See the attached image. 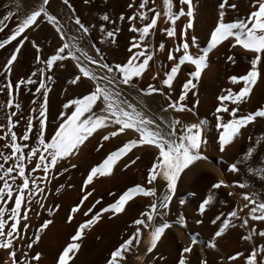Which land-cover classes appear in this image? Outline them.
Listing matches in <instances>:
<instances>
[{
	"label": "snow or ice",
	"instance_id": "obj_1",
	"mask_svg": "<svg viewBox=\"0 0 264 264\" xmlns=\"http://www.w3.org/2000/svg\"><path fill=\"white\" fill-rule=\"evenodd\" d=\"M83 2L88 4L89 0H83ZM63 4L69 8L72 7L69 0H63ZM162 4V13L157 8L149 6V0H138L136 5L133 3L127 5L129 9L135 10L126 17L121 14L119 19L121 21L127 20L129 23L128 31L136 35L131 38L126 60L116 63L114 68L98 58L100 49L95 45L90 46L95 49L94 55H89L88 51L78 46L76 37L66 38L60 20L48 10L50 0H39L27 11H22L18 4L15 13L8 12L0 19V32L5 31L7 28L6 21L11 20L14 15L18 19V22L10 29L5 38L0 39V49L16 41L10 57L0 66L5 76L11 73L14 62L18 59V53L29 39L27 31L38 25L41 19L51 25L60 41L53 54L47 56L43 61L40 59V49L37 43L32 41L31 46L37 53L35 58L44 66L39 67L26 79H21L14 85L6 83L0 86V91L5 92L7 106L15 107L17 110L21 106L19 103L14 104L13 88L31 85L35 87V93L41 96V98L33 101V104L38 105V107L30 110L22 134L18 135L14 131L19 123V121L15 123L13 121L17 115L16 112H12L7 117L6 124H0V129H4L3 135H0V140L10 138L8 143L3 144L4 149L10 150L9 154L0 151V161H2L0 162V249L8 251L10 257L14 256V251H12L15 247L14 242L18 238L23 239L20 229L27 230L29 228L30 210L35 215H40L39 212L35 211L33 205L35 204L41 209L46 207L42 202L45 198L42 194L49 182L48 177L50 174L59 175V172H53V170L70 156L76 155V150L79 149L80 145L97 130L103 133L101 135L103 141L115 138L118 134L126 135L131 131L133 133L132 138L126 139L121 146L109 152L101 163L93 166L87 172L82 180V195L79 202L69 210L66 217L67 222H71L74 214L82 211L81 206L92 195L86 189L93 181L94 176L109 174L113 165L121 157L138 146L153 150V159L146 171L147 186L136 184L128 187L112 203L100 208L93 214V209L100 203V200H96L91 207L83 211L85 217L92 214L91 217L78 224L74 234L69 237V241L58 252L55 259V264H72L73 258L81 247L80 241L83 239L85 230L90 229L100 219L102 213L110 212L113 216L121 213L125 204L137 195L154 198L151 199L148 210L142 211L139 218L133 219L134 231L111 250L106 260V264H126L125 253L130 250L133 244L141 242L142 229L149 228V222H153L156 215L163 217L169 210L181 173L193 161L206 158L202 155V145L207 144V141L202 137L203 121L182 124L179 119H169L167 113L171 110L175 116L176 113L193 111L198 101L194 102L192 107H188L183 102L189 93L194 97L196 96L197 82L200 80L202 72L208 67L209 53L222 43L228 42L231 48L238 46L251 58L249 68L244 74L228 76V81L231 85L237 86L238 91H233L229 87L222 89V94L216 96L218 104L215 106L214 124L220 130L217 141L218 150L221 153L225 152L241 135L242 128L249 126L256 118H264V106L247 114H238V106L249 98L258 79L264 77V0H250V9L246 15L231 22H225L226 11L236 9L237 5L230 3L229 0H219V11L210 28L208 46L198 49V54L190 52V48H197V38L187 35V29L194 27L192 0H178V3L176 0H162ZM183 6H186V10ZM161 15L169 26L161 28L160 31L166 33L169 38L179 40L180 43L178 46L167 50V59L172 64L170 70L160 80V84L164 86L165 90L171 89L173 80L182 65H190L193 70L187 73L188 78L183 82L178 97L168 99L166 101L167 106L160 110L161 115L153 117L147 114L142 99L130 102L123 98V89L120 86L135 89L134 78H140L149 66V61L152 60L154 53L150 50L146 37H149L151 32L158 27V18ZM180 17H185L187 22L178 32L175 24ZM137 19H139L140 25L135 23ZM100 20L112 23L107 14L100 16ZM75 24L79 26V30L83 34L88 33V27L79 18L75 20ZM99 31L102 43L109 42V39L115 35L113 31H107L103 23L100 24ZM119 31V28L115 29V32ZM159 49H165L163 42L159 44ZM226 59L235 63L232 55H228ZM66 60H71L77 70L69 83L77 85L78 82L86 80L90 82V88L86 94L75 99H69L62 105L64 110L59 115L63 119L53 133L46 135V98L49 92L48 82L52 80V76L46 75V73L53 70L54 67L63 68V62ZM57 62L60 63L57 64ZM114 69L116 75H112ZM34 76H37L38 79H33ZM152 79L155 80L156 76L153 75ZM142 92L148 97L158 92L161 96L165 95L164 91L152 84H148L146 89H138L137 95ZM230 104L233 106L229 107ZM37 112L38 116L36 115ZM222 114H226L228 118L225 119ZM34 128H36L35 133H33ZM257 143L261 149H264V140ZM242 151L243 157L241 159L226 166L230 173L237 174V178L242 171L241 165L249 158H255L252 146H248ZM133 162L130 161V163ZM128 166V163L124 164L125 168ZM70 167L75 168L76 165L71 164ZM67 170V168L63 169L64 172ZM247 171L253 175L256 174L253 168H248ZM37 172L42 173V175H35ZM260 174L262 181H264V169L260 170ZM158 178L163 182L162 187L164 189L159 196H157V188L152 186ZM230 186L232 185L226 183L224 179H217L216 182L212 183L211 188L220 189ZM235 186L241 190L244 203L242 207H232L226 215L220 213L211 221L212 224L217 225V230L212 239L214 241L228 229L235 228L236 225L232 223V220L235 219L239 221L240 228L247 230V234H242L241 239L245 242H252V247L246 254L237 251L229 255L227 260L231 264H236L237 258L240 259L241 264H264V244L257 246L254 242V237L264 241V192L258 193L249 190L250 185L245 182H239ZM261 186L264 188V183ZM63 187L64 185H60L56 191L59 192ZM38 194H41L39 198H37ZM227 195L233 196L234 193L229 192ZM212 200L211 194L204 198L198 205V211L203 214ZM180 203L183 204L184 202L180 201ZM59 207L58 204L54 208L49 207L48 215L51 216ZM179 222L183 223L182 216L179 218ZM257 223L261 225L259 229ZM49 224H51V220L48 219L40 224L33 234L34 239L27 245L29 249L39 241L40 232ZM168 227L167 222L152 227L145 255L153 253L157 241ZM195 243L196 241L193 239L191 244L180 251L177 264H191L187 254L192 251ZM208 246L214 248L215 244L210 243ZM40 256L41 253L36 252L24 264H31L32 261L39 264ZM161 259L163 258L161 257ZM12 264H16L15 259H13ZM144 264H149V261H144ZM199 264H207V261L201 259Z\"/></svg>",
	"mask_w": 264,
	"mask_h": 264
},
{
	"label": "bare ground",
	"instance_id": "obj_2",
	"mask_svg": "<svg viewBox=\"0 0 264 264\" xmlns=\"http://www.w3.org/2000/svg\"><path fill=\"white\" fill-rule=\"evenodd\" d=\"M127 1L128 0L102 1L103 6L101 9L109 12L113 18L112 23L114 22L113 24H106L105 28L107 31H113L115 33L114 37L110 38L109 42L106 44L111 60L116 63L126 60L128 55V45H130L131 42L129 39L133 35H136L129 32L124 26L126 20L121 21L119 19L121 14L126 16V9L124 6ZM38 2L39 0H0V19H2L8 12L15 13L18 4L21 6L22 11H27ZM176 2L178 3V0H176ZM218 2L219 0H192L194 10V27L187 29V35L189 37L195 36L197 38V48H190V52L193 54H198V49L206 48L208 46L210 28L212 27L214 18L217 17L219 11ZM229 2L236 4L237 8L228 9L226 11L225 22H231L238 18H243L250 9V0H229ZM69 3L72 6L71 8L64 5L63 0H50V7L48 10L50 13L56 15L60 20L66 33V38L72 36L76 37L78 46L83 48L85 51H88L89 55H94L95 49L90 47L93 43L91 42V38L92 35H94L93 26L95 21L93 0H89L88 4H85L83 0H69ZM132 3L136 5L138 0H133ZM154 7L162 13V0H155ZM183 7H185L186 10V6ZM134 10L135 9H132V11ZM77 18H79L81 22L88 27L89 31L86 35L83 34L79 30V26L75 24V20ZM17 22L18 19L16 15H14L11 20L6 21L7 28L4 32H0V39L5 38L6 34L15 26ZM186 22L187 20L185 17H180L175 24L176 30L179 32V30L184 27ZM135 23L140 25L139 19H137ZM113 25L115 26L113 27ZM168 26V22L161 15V17L158 18V27L151 32L149 37H146V40L150 45V50L153 51L154 55L152 60L149 61V66L145 69L144 73H142V76L140 78H134L135 89L129 88L128 86H120L123 89V98L128 99L130 102L142 99V102L147 109V114L153 117L161 115L160 110L161 108L167 106L166 101L168 99H176L178 97L183 82L188 78L187 73L190 70H193L190 65H182L173 80L171 89L165 90L164 86L160 84V80L164 77L165 73L170 70L172 64V62L167 59V50L178 46L180 43L179 40L169 38L166 33L160 31L161 28H166ZM116 27L120 29L119 32H115ZM27 35L29 37V41H35L37 46H40L41 61L46 59L47 56L53 54L55 48L58 47L60 43L55 30L43 19L40 20L38 25L28 31ZM161 42L165 44L164 50L159 49V44ZM15 43L16 41H13L10 45L0 49V59H4L6 61V59L10 57V53L13 50ZM30 46L27 44L22 46V50L18 53L17 60H19V62L16 66H14V70L22 73L27 69L34 71L35 67L44 66L39 61H36V50H33L34 48L31 49ZM228 55H232L234 57L235 63H231L226 59ZM250 58L251 56L246 54L238 46L236 48H231L228 42H224L217 46V48L213 49L209 53L208 67L202 72L201 78L197 82V88L195 90L196 96L194 97L189 93L186 100L183 102L188 107H192V104L198 101V103H196V107L192 112L185 111L176 113L175 116L171 110L167 113L169 119H179L182 124L198 123L203 121L202 137L207 141V144L202 145V155L206 158L193 161V163L181 173L179 178L181 183L180 185L178 184L179 188L177 189L182 191L181 193L184 194L188 193L185 191L187 186L188 189L190 186L191 189H189V191L191 190L192 192H190V196H187L189 194L188 193L185 197H181V199L179 198V200L173 198L167 213L163 217L156 215L154 221L149 222L150 227L142 229L141 241L144 239L148 245L152 227L158 226L162 222H167L169 224V227L165 229L164 233H162L160 241H157L158 243L156 247L158 250H156L157 253H159V256L158 254H155L159 258H155L156 256L154 257L153 255L154 261L151 264H175L178 260L177 254L179 255V249H183L191 244L193 239H195L196 243L193 245L192 251L187 254L191 264H199V260L201 259L206 260L207 264H231V262L227 260L229 255H232L237 251H241L246 254L247 251L251 250L252 242H245L241 239V235H246L247 230L240 228L239 221L233 219L232 223L235 224L236 227L228 229L221 237L216 238L214 241L212 237L214 232L217 230V225L211 223V221L220 213H224L226 215L232 207H242L244 202L242 200L241 190L235 186L237 183L245 182L250 185L249 190H254L258 193L264 192V188L261 186L264 181H262L260 174V170L264 168L263 166H259L255 163V158H249L248 161L241 165L242 171L239 178H237V174L230 173L226 167L228 164L235 163L243 157V149H246L248 146L254 147L253 141L255 132L253 124L258 118L250 123L249 126L242 128L241 135H239L233 145L227 148V150L223 153H221L217 147L218 132L220 130L217 129L214 124V117L216 115L215 106L218 104L216 96L222 94V89L229 87H231L233 91H238L237 86L230 84L228 76L244 74L249 68ZM58 63L60 62H57V64ZM63 63V68L54 67L53 70L46 73V75H52L47 101L52 102L56 96L59 104L57 118L55 120L49 119L54 121V123L63 119L60 117L59 113L64 110L62 105L66 103L65 99H75L79 97L80 93H87L90 88V82L86 80L78 82L77 85L70 84L69 81L73 78V75L77 70L71 60H66ZM112 75H116V72H113ZM153 75L156 76L155 80L152 79ZM148 84H152L153 86L160 88L161 91L165 92V95L161 96L159 92L153 94L151 97L144 95L143 92L140 95H137V90L146 89ZM31 87L34 89L31 85L26 88L29 90ZM232 106L233 105L231 104L229 105V107ZM261 106H264V77L258 79L257 84L253 87L249 98L238 106V114H247ZM37 107L38 105L35 104V108ZM49 108H52V106L49 105ZM36 115L38 116V112ZM222 115H224L225 119L228 118L226 114ZM47 124L48 122L46 121V125ZM14 131H16L18 135L21 134V128H16ZM35 131L36 128L33 129V133H35ZM48 131L49 129L46 128V135ZM102 134L103 133H101L100 130H97V132L89 137L87 144H84L82 149H80V153L82 154L77 156L78 159L77 162H75V169L72 168L74 170H68V172L63 171L61 178L58 179L59 186L64 185V187L60 189L57 198L58 201L61 202L60 209L58 211L56 210L57 216L54 217L55 213L51 215V217L53 216L56 218V225L53 222L54 220H52L55 227H64L63 222L61 224L62 216H65L66 213L64 211H67L71 199L78 194L79 182L87 170L90 169L91 166H97V164H99L98 161L101 163L109 152L121 146L126 139L133 137V133L129 131L126 135L118 134L117 137L110 138L106 142L101 141L100 144H98L99 142H96V139H98ZM9 139L10 138H6L7 143ZM114 147L115 149H112ZM1 149V151H4L6 154L4 148L1 147ZM133 155H136L134 162L132 164H128L135 166L145 163L146 165V163L150 160L152 161L153 159V150L143 146H138L135 149L130 150L124 157H121L116 164L113 165L112 171L109 174H97L94 176L93 181L90 183V185L92 184L93 186V189L90 187L92 189L90 190L92 195L88 198V200L98 198V200H100V203L97 206L98 209L102 208L101 206L103 203H107L108 200H112L114 198L116 199V197H118L119 194H121L127 187V183L131 180L128 176L131 166L125 168L124 162ZM130 161H133V159ZM65 164H67V159L59 165V168L63 167L64 169ZM248 168H253L256 174L253 175V173H249L247 171ZM217 179H224L226 183H229L232 186L228 188L221 187L220 189H212L211 185L216 182ZM162 184L163 182L158 178L152 185L157 188V196L164 191ZM103 187L107 188V193L105 195L102 194ZM229 192H233L234 195L228 196L227 193ZM110 193L112 195H109ZM210 194L213 196V200L202 214L198 211V205ZM151 199L154 198L137 195L125 204L124 210L121 213H118L115 216H113L110 212L102 213L100 219L90 229L85 230V234L81 240V247L76 256L73 258L72 264H106L107 258H105V261L102 260V254L104 251L102 253L101 251L105 250L108 252L111 248H113V246H109L107 248L111 241L113 244L115 241H118V239H120L119 237H121L125 232L126 235H130L132 231H134L135 226L132 225L131 220L139 218V214L142 211L148 210V205L150 204ZM180 201H183L184 203L181 204ZM181 216L183 217V223L179 222V218ZM90 217H87V219ZM79 219V213L74 214L73 221L70 224L78 221ZM197 221H200V223H197ZM70 224L68 226H71ZM54 225L51 227V232L47 230L48 227L40 232V239L37 241L35 249L40 251L43 255L42 258L40 257L39 264H48L52 260L49 247V242H52L51 240L56 238L59 243L65 241L66 234L63 232L60 233L59 231L57 233L54 232L53 229H56L53 228ZM259 227H261V225L257 223V228L259 229ZM109 229H112L116 236L119 233V237L115 239L111 238ZM95 233L100 235L96 239L94 237ZM204 238H206L205 241ZM90 240H92V244ZM121 240L117 243H120ZM88 242L89 245H87ZM254 242L257 246L264 244V241L259 240L258 237H254ZM53 243H55V241ZM140 243L133 244L130 250L125 253L126 264H131L132 258L136 254L141 253L144 255L146 253L147 248H145V251H142L140 249ZM210 243H214L215 247L210 248L208 246ZM161 257L163 259H161ZM236 264H241L239 258H237Z\"/></svg>",
	"mask_w": 264,
	"mask_h": 264
},
{
	"label": "rangeland",
	"instance_id": "obj_3",
	"mask_svg": "<svg viewBox=\"0 0 264 264\" xmlns=\"http://www.w3.org/2000/svg\"><path fill=\"white\" fill-rule=\"evenodd\" d=\"M102 1H106V0H93V6H94V14H95V21H94V26H93V31H94V35H92V38H91V42H93L92 43V45H95L96 47H98L99 49H100V56L98 57L101 61H103L105 64H108L110 67H113L114 68V65L116 64V62L115 61H113V60H111V56H110V54H109V51H108V47H107V44L106 43H102L101 42V33H100V31H99V26H100V24L101 23H103V24H105V27H106V24H108V22H105V21H101L100 20V16H102V15H104V14H107L108 16H109V20L110 21H112L113 20V18H112V16H111V14L109 13V12H107V11H104L103 9H101V7L103 6V3H102ZM135 1V0H134ZM133 2V0L131 1V0H128L127 1V3L125 4V6H124V8L126 9V16H127V14L128 15H131L132 14V9H129L128 7H127V5L129 4V3H132ZM102 3V4H101ZM154 3H155V0H149V6H151V7H153V8H155L154 7ZM153 5V6H152ZM125 16V17H126ZM127 21V20H126ZM126 21H125V27L127 28V30H128V27H129V24H128V22H127V26H126ZM114 23V22H113ZM113 23H110V24H113ZM116 24V23H115ZM115 25H113V27H114ZM117 28V27H116ZM92 30V29H91ZM28 32V31H27ZM131 38L132 37H130V41H131ZM25 44H27V45H29L30 46V44H31V41H29V39H28V42L26 41L25 42ZM130 45H128V47H129ZM38 47H40L39 45H38ZM30 48L31 49H33V47L32 46H30ZM33 50H35V49H33ZM108 54V55H107ZM108 57V58H107ZM2 60H4V59H0V66H1V64H3L4 62H6L5 60L4 61H2ZM37 61V60H36ZM19 62V60H17V61H15L14 62V65H13V67H12V71H11V73H8L7 74V76H5V74H4V72H3V69H2V67H0V86H2V85H4V84H15V83H18L21 79H26L27 78V76L28 75H31V73L32 72H35L38 68H39V66H37V67H35V70L34 71H31L30 69H27V70H25V71H23L22 73L21 72H18L17 70H14V66H16L17 65V63ZM37 68V69H36ZM31 71V72H30ZM113 72H115V69H114V71ZM16 73V74H15ZM27 73V74H26ZM52 76V75H51ZM33 79H38V77L37 76H34L33 77ZM2 82V83H1ZM51 82V81H50ZM50 82H48L49 83V85H50ZM38 86V85H37ZM26 92V93H25ZM83 94H86V93H80L79 94V96H81V95H83ZM28 95V96H27ZM39 97H41L40 96V94H37V93H35V87H34V89L31 87L29 90H28V88H26V87H24L23 85L20 87V88H13V101H14V104L15 103H19L20 104V109L19 110H17L15 107H8L7 106V104H6V95H5V92L4 91H0V105H3V107H1V109H0V124H6L7 123V117L8 116H10L11 114H12V112H16L17 113V115L13 118V121H14V123L16 122V121H19V123L17 124V126H16V128L17 129H20L21 128V134H22V131H23V129L25 128V121H26V119H27V116L30 114V110L31 109H33V108H35V104H33V101L34 100H37ZM70 98H67V99H65V101L67 102V100H69ZM46 103H47V111H46V121L48 122V124L46 125V128L47 129H49V131H48V133H47V135L48 134H51V133H53L54 132V130H55V128L58 126V124H59V122L61 121H58V122H56V123H54V121H51V120H49V119H53V120H55L56 118H57V110H58V108H59V104H58V100H57V97L55 96L54 97V99H53V101L52 102H50V101H47V98H46ZM49 105L50 106H52V108H49ZM256 122V123H255ZM255 122H254V124H253V129H254V132H255V134H254V141H253V149H254V157H255V163L257 164V165H259V166H263V168H264V149H261L260 148V145L257 143L258 141H261V140H264V118H258L257 120H255ZM34 124H35V121H34ZM15 128V129H16ZM3 132H4V129H0V135H3ZM257 134V135H256ZM31 135V134H30ZM256 135V136H255ZM89 140V138L87 139V140H85L84 141V143L83 144H81L80 145V147H79V149L78 150H76V155H74V156H70L68 159H67V164H65V168H67L68 170H74V169H72V167H70V165L71 164H75V162H77V159H78V157L77 156H79V155H81L82 153H80L81 152V150L80 149H82V146L84 145V144H87V141ZM106 142V141H103V140H101V136L98 138V139H96V142H99L98 144H100V142ZM95 142V143H96ZM5 143H7V141H6V139L5 140H0V151L2 150L1 149V147L3 148V144H5ZM112 149H115V147L114 148H112ZM5 151H6V154H9V151L10 150H6V149H4ZM106 154V153H105ZM104 154V155H105ZM136 155H133V156H131V157H129L124 163L126 164V163H130V160H132L133 159V161H134V159L136 158L135 157ZM138 156H139V154H138ZM77 157V158H76ZM132 158V159H131ZM130 159V160H129ZM258 159V160H257ZM258 161V162H257ZM98 163H100V161H98ZM130 164H132V163H130ZM129 164V166H131ZM150 164H151V160L148 162V163H146V165H145V163L144 164H138V165H135V166H131L130 168L131 169H129V173H128V176H129V178H131V180L129 181V183H127V187L125 188V190L128 188V187H131V186H133V185H136V184H140V185H144V186H147L145 183H146V170H147V168L148 167H150ZM76 165V164H75ZM98 165V164H97ZM141 165V166H140ZM128 166V167H129ZM92 167V166H91ZM91 167H90V169H91ZM133 167V168H132ZM90 169H88L87 170V172L90 170ZM68 170H67V172H68ZM136 171V172H135ZM53 172H59V175H54V174H50V176L48 177V183H47V185L45 186V192L42 194L45 198H44V200L42 201L45 205H46V207L45 208H43V209H41V208H39L38 206H36L35 204L33 205V208L35 209V211L36 212H39L40 213V215L39 216H37V215H35L34 214V212L32 211V210H30V212H29V216H30V220H29V228L27 229V230H24V229H20V233H21V236L23 237V239H19L18 238V240L17 241H15L14 242V245H15V247H14V249H12V251H14V256L13 257H10L9 255H8V251H6V250H3V249H0V264H12V261H13V259H15L16 260V264H24V262L26 261V260H28L29 258H30V256L31 255H34L36 252H40V251H38V250H35L36 249V245H37V242L33 245V247L31 248V249H29L28 247H27V245H28V243H30V242H32V240L34 239V232L39 228V226H40V224L41 223H43V221L45 220V219H48V220H51V223H52V220H54L53 222H54V224L56 225V222L57 221H55V219L56 218H54L55 216H57V211L60 209V207L58 208V209H56L52 214H54V217L52 216H49L48 215V208L49 207H51V208H54L55 207V205H60L61 206V202L60 201H58V194H59V192H57L56 191V189L59 187V183H58V179H60L61 178V176H62V174H63V167H61V168H56V169H54L53 170ZM87 172L85 173V175L83 176V178L87 175ZM132 172V173H131ZM134 172V173H133ZM141 173V174H140ZM139 174V175H138ZM35 175H42V173H40V172H37V173H35ZM130 175H132V176H130ZM83 178L81 179V181L79 182L80 184H79V191H78V194L77 195H75L72 199H71V201H70V203H69V205H68V209H67V211L65 210L64 212H66L67 214H68V211L71 209V207L72 206H74L75 204H77L78 202H79V198H80V196L82 195V192H81V186H82V180H83ZM140 178V179H139ZM138 180V181H137ZM180 179H178V182H177V187H176V190H175V194H174V197L173 198H176V199H178L179 200V198L181 199V197L183 198V197H185L188 193V195L187 196H190V194L192 193L191 192V190L189 191V189H191L190 188V186H189V189H188V186H187V188H186V191L185 192H188V193H184V194H182L181 192L182 191H179L177 188H179V185H180V181H179ZM140 182V183H139ZM57 184V185H56ZM70 184V183H69ZM179 184V185H178ZM71 185V184H70ZM142 185V186H143ZM93 189V186H92V184L88 187L87 186V189L86 190H88V192H90V190H92L91 188ZM191 192V193H190ZM57 193V194H56ZM107 193V188H104L103 187V192H102V194L103 195H105ZM41 194H38V197L37 198H39V196H40ZM117 198V197H116ZM75 199V200H74ZM115 199V198H114ZM114 199H112V200H108V202L107 203H103V205L101 206V207H105V206H107L109 203H112L113 201H114ZM96 200H98V198H96V199H92V200H86L85 201V204H84V206L82 207V211H80V212H78L79 213V217H80V219L78 220V221H76V222H74V223H72V224H70L71 222H67V219H66V217H67V214L65 213V216H62V220H61V224H62V222H63V225H64V227H62V226H59V227H55V225H54V227L53 228H56V229H53V231L54 232H63L64 234H66L65 235V241L64 242H62V243H59L58 242V240L56 239V238H54L53 240H51L52 242H49L50 244H49V247H50V251H51V255H52V260H51V262H49L48 264H55V259H56V257H57V254H58V252L59 251H61L62 250V248H63V246H65L66 245V243L69 241V237L72 235V234H74V230H75V228L78 226V223H81V222H83L84 220H85V218L87 219V217H85L84 215H83V211H86L87 210V208L88 207H91L92 205H93V203H95V201ZM94 201V202H93ZM87 203V204H86ZM70 206V207H69ZM97 206H98V204L96 205V207L93 209V214L95 213V212H97V211H99L100 209H98L97 208ZM97 209V210H96ZM92 214H90L89 215V217L91 216ZM66 219V220H65ZM83 221H82V220ZM81 220V221H80ZM80 221V222H79ZM131 221H133V220H131ZM52 224H49L47 227L49 228V226H50V230L47 228V230L48 231H52L51 229V227L53 226ZM66 224V225H65ZM71 225V226H68V225ZM52 225V226H51ZM68 226V227H67ZM67 228H68V230H67ZM94 229V228H93ZM57 230V231H56ZM42 232V231H41ZM109 233H110V236H111V238H117V237H119V233L117 234V236H116V234L113 232V230L112 229H109ZM108 233V234H109ZM112 234V235H111ZM126 232L121 236V237H119L120 239H118V241L119 240H121V238H122V240L123 239H126L127 238V236H128V234L126 235ZM100 235L99 234H97V233H95V235H94V237H95V239L96 238H98ZM125 236V237H124ZM122 240H121V242H122ZM206 240V238H204V241ZM55 241V243H53ZM91 241V244H92V240H90ZM118 241H115V243H109V241H108V246H107V248L110 246V247H112L113 246V248H111L108 252L107 251H105V250H102L101 251V253L103 252V254H102V260L103 261H105V258H108V256H109V254H110V252H111V250H113L116 246H117V244H119V243H117ZM160 241V239L158 240V242ZM120 242V243H121ZM157 242V243H158ZM80 243H81V241H80ZM117 243V244H116ZM60 244H61V246H60ZM115 244V245H114ZM87 245H89V242H88V244ZM83 246H84V244H83ZM86 246V245H85ZM52 248H53V251H52ZM145 248H147V242H145V240L144 239H142V241H141V243H140V249L142 250V251H145ZM144 249V250H143ZM157 247H155L154 248V250H153V253H150V254H147L146 256H144V255H142L141 253H138V254H136L133 258H132V262H131V264H144V261H149V264H151V263H153V261H154V259H153V255H154V257L155 258H159L158 256H159V253H157ZM107 250V249H106ZM182 249H179V253H180V251H181ZM239 252H241V251H239ZM41 253V252H40ZM158 254V256L156 255V254ZM54 254V255H53ZM177 256L179 257V255L177 254ZM41 258L43 257V255H42V253H41V256H40ZM138 258H142V259H138ZM178 261V260H177ZM177 261L175 262V264L177 263ZM102 262V261H101ZM31 264H37V262L36 261H32L31 262Z\"/></svg>",
	"mask_w": 264,
	"mask_h": 264
}]
</instances>
